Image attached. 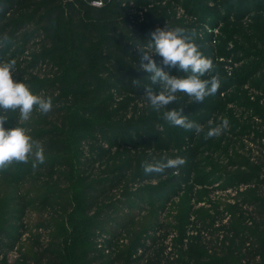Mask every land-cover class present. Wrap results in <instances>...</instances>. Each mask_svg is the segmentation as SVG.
<instances>
[{"label": "trees", "instance_id": "16d2710c", "mask_svg": "<svg viewBox=\"0 0 264 264\" xmlns=\"http://www.w3.org/2000/svg\"><path fill=\"white\" fill-rule=\"evenodd\" d=\"M178 9L192 22L177 18ZM236 12L238 22L260 16L249 25V45L261 50L246 69L249 78L263 76L259 90L264 0H0V39H10L0 61L15 59L14 80L53 101L47 115L33 111L27 122L7 113L6 127L27 128L46 159L0 172V264H264V104H251L261 111L254 114L261 132L241 120L228 124L238 141L249 134L260 145L245 151L226 132L205 140L172 126L162 115L168 109L155 111L143 97L145 86L160 85L138 70V48L147 50L157 27L191 33ZM194 42L215 68L203 79L226 82L203 103L180 93L169 108L182 107L207 130L213 118L212 126L220 123L226 85L239 81L228 78L229 64L212 54L209 38L196 34ZM165 155L187 162L143 172V162ZM216 183L228 195L212 196Z\"/></svg>", "mask_w": 264, "mask_h": 264}, {"label": "clouds", "instance_id": "9594fccd", "mask_svg": "<svg viewBox=\"0 0 264 264\" xmlns=\"http://www.w3.org/2000/svg\"><path fill=\"white\" fill-rule=\"evenodd\" d=\"M195 35V31L188 33L182 28L157 27L150 33L147 50L138 48L141 53L138 70L148 73L152 84L160 85L158 92L145 86L143 97L150 107L155 111L168 109L162 115L172 126L186 131L194 130L198 136L203 133L204 139L208 140L228 128L227 118H221L215 126L210 120L205 130V126L190 120L182 107L169 108L179 101L180 93L187 95L194 103H203L205 97L214 96L220 88L219 75L203 79L212 72L214 65L212 59L199 50L194 42ZM7 42L10 39L6 35L0 39V45ZM152 54L162 57V67L157 66ZM16 63L15 59L0 61V172L7 171L14 163L28 164L30 161L35 169L46 159L43 143L29 135L27 128L6 127L9 111L18 112V120L27 122L33 111L47 115L53 107L51 96L35 94L23 81L14 80ZM166 68H177L186 75H171L165 71ZM132 82L140 84V80ZM186 162L181 156L170 158L165 155L151 162L145 161L141 167L146 175L163 174L168 169H179Z\"/></svg>", "mask_w": 264, "mask_h": 264}, {"label": "rangeland", "instance_id": "374dc122", "mask_svg": "<svg viewBox=\"0 0 264 264\" xmlns=\"http://www.w3.org/2000/svg\"><path fill=\"white\" fill-rule=\"evenodd\" d=\"M185 14V10L178 9L177 18L185 20L186 22L184 23L192 22L191 18H187ZM237 16L238 13L236 12L232 15V18L227 23L223 22V17L219 20V22H216L215 25L210 22L209 24L205 25V28H199L193 31H195L200 39L205 37L209 38L207 47H210L212 54L219 57L220 62L225 60L229 64L225 66L228 78L237 77V80L239 81V84H235L234 86H232L231 83L227 84L225 87V92L221 94L223 100L221 98L217 100V103L221 105L220 110L222 111V114L220 115L218 120H221V118H227L229 122L235 120H241V122L245 121L243 125L249 126V124H251L250 129L254 131L253 133H256L261 132V128L260 123H256V121H259V119H257L254 114H261V111L256 109L255 105H253L252 107L251 104H264V85L258 90V84H260V82L263 80L261 79L263 76L261 74H258L256 77L249 78V71L246 72V69L249 70V64L256 58V55L254 53L261 50L259 47H252L249 45V38L251 35L249 34V25L256 24L258 22V17L260 16H245L244 19H239L240 22H238ZM227 37H229V39ZM253 44H255V42H253ZM251 55H254V57L253 59L249 60V56ZM227 56L230 58L227 59ZM254 61L256 62V59ZM214 70L215 68H213L212 72ZM224 82H226V79L225 77L221 76L220 87ZM243 82H246V84L242 85ZM249 108L251 109L249 110ZM249 117L253 118L255 122L252 123L251 121H249ZM211 121L214 122L215 119L213 118ZM232 129L233 128L228 127L219 136H222V134L226 132V137L232 138V143L238 142L239 146L244 145L245 151H248L251 148H260V145H254L250 141L253 136L248 137L249 134L247 135V137L243 138L244 141H238L240 137L236 135L232 136L231 133L229 134V131H231ZM227 143L228 141L226 142V144ZM222 144L225 145V148L227 147L226 144ZM233 150H231V152H233ZM204 154L200 157L201 159L206 160L208 158V155ZM234 171L236 170L231 169V172ZM155 184H157V181L145 183V185L149 187L154 186ZM208 187L207 190L209 189ZM213 187L217 188V191L213 192L212 196L221 198L228 195L227 192H224L220 189L219 183H216ZM9 257L14 260L16 258V255L10 254Z\"/></svg>", "mask_w": 264, "mask_h": 264}, {"label": "built area", "instance_id": "2783aa9c", "mask_svg": "<svg viewBox=\"0 0 264 264\" xmlns=\"http://www.w3.org/2000/svg\"><path fill=\"white\" fill-rule=\"evenodd\" d=\"M95 5H96V6H100L101 3H100V2H96Z\"/></svg>", "mask_w": 264, "mask_h": 264}]
</instances>
